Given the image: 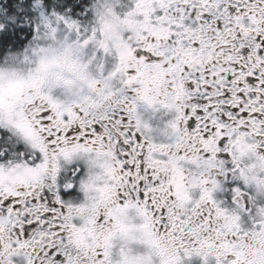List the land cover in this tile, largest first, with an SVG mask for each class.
<instances>
[{
  "label": "snow or ice",
  "instance_id": "snow-or-ice-1",
  "mask_svg": "<svg viewBox=\"0 0 264 264\" xmlns=\"http://www.w3.org/2000/svg\"><path fill=\"white\" fill-rule=\"evenodd\" d=\"M10 9L0 264H264V0Z\"/></svg>",
  "mask_w": 264,
  "mask_h": 264
},
{
  "label": "clouds",
  "instance_id": "clouds-1",
  "mask_svg": "<svg viewBox=\"0 0 264 264\" xmlns=\"http://www.w3.org/2000/svg\"><path fill=\"white\" fill-rule=\"evenodd\" d=\"M102 14L104 10L101 9ZM105 22L112 26L113 29H121L123 25L116 15H106ZM59 65L62 69L71 71L73 65L76 63V55L74 51L66 49L56 53ZM37 67L40 71L36 74V79L39 81H46L48 77L56 71V68L53 64L45 59L44 57H39L37 59Z\"/></svg>",
  "mask_w": 264,
  "mask_h": 264
},
{
  "label": "trees",
  "instance_id": "trees-1",
  "mask_svg": "<svg viewBox=\"0 0 264 264\" xmlns=\"http://www.w3.org/2000/svg\"><path fill=\"white\" fill-rule=\"evenodd\" d=\"M11 0H0V16L8 17L9 19H15V16H9Z\"/></svg>",
  "mask_w": 264,
  "mask_h": 264
},
{
  "label": "flooded vegetation",
  "instance_id": "flooded-vegetation-1",
  "mask_svg": "<svg viewBox=\"0 0 264 264\" xmlns=\"http://www.w3.org/2000/svg\"><path fill=\"white\" fill-rule=\"evenodd\" d=\"M218 198L223 199L227 201L228 197L224 195L223 193H217ZM185 264H202L201 259L199 257H192L189 260L185 261Z\"/></svg>",
  "mask_w": 264,
  "mask_h": 264
}]
</instances>
